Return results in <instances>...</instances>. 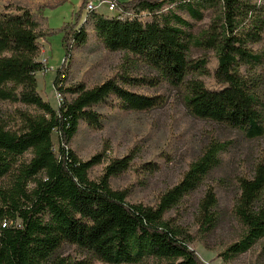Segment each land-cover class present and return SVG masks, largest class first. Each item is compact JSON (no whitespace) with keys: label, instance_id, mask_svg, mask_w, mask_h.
<instances>
[{"label":"trees","instance_id":"16d2710c","mask_svg":"<svg viewBox=\"0 0 264 264\" xmlns=\"http://www.w3.org/2000/svg\"><path fill=\"white\" fill-rule=\"evenodd\" d=\"M116 1L124 14L90 10L77 30L88 0L82 2L76 22L63 29L66 57L75 45L86 43L85 25L92 20L107 49L136 56L157 71L156 83L183 88L192 117L235 129L248 140L264 139V77L250 73L262 62L251 44L264 36V0ZM212 7L220 9V23L201 35L178 12L202 21ZM43 11L19 4L0 11V101L28 108L15 110V126L0 116V183L6 181V186L0 185V264H204L164 217L223 167L229 142L212 138L156 205L130 203L126 191L111 186V178L131 166V155L111 161L102 177L92 179L90 171L101 156L83 161L70 144L83 122L102 124L96 107L115 98L124 109L145 111L161 101L129 89L126 85H142L143 80L126 75L92 88L83 83L65 88L61 66L54 87L74 97L55 109L40 95L36 76L49 68L38 59L40 39L52 33ZM193 46L217 52L219 88H209L200 79L207 61H192ZM235 180L232 209L245 231L223 253L226 258L264 238V155L251 175H237ZM216 181L229 187L233 180L223 176ZM200 205L206 225L217 227L223 215L216 187L206 189ZM67 247H74L79 256L67 253Z\"/></svg>","mask_w":264,"mask_h":264},{"label":"rangeland","instance_id":"374dc122","mask_svg":"<svg viewBox=\"0 0 264 264\" xmlns=\"http://www.w3.org/2000/svg\"><path fill=\"white\" fill-rule=\"evenodd\" d=\"M83 1L0 0V11H4L10 4L24 5L35 12L40 7L44 9L46 27L52 33L40 39L38 59L49 66L47 70L36 74L38 91L42 98L58 109L65 98L71 100L74 97L71 94L62 95L54 87L57 70L62 66L63 75H66L65 88L81 83L92 88L109 78L126 75L143 80L142 85H126L129 89L148 96H157L161 104L149 110L135 111L122 108L117 99L110 98L96 107L101 114L102 124L93 127L83 122L70 148L83 161L96 155L101 156L102 161L90 171V177L95 180L103 176L111 161L131 155V166L113 176L111 186L126 191L127 201L130 203L156 205L166 190L180 182L190 164L201 155L212 138L228 141L230 151L224 156L223 167L203 187L169 210L164 220L181 232V236L189 241L190 248L204 264H264V238L250 250L235 257L226 258L223 255L245 231L232 209L236 195V176L253 173L256 162L264 155V139L248 140L235 129L192 117L183 100V88L168 83H156L157 71L137 61L136 56L128 57L123 52L107 49L94 30L92 20H88L85 25L88 33L86 43L75 45L71 55L66 57L63 29L67 24L76 22V15ZM95 3L98 7L94 12L108 16L119 15V12L108 9L106 0ZM260 6L264 9V2ZM168 8L167 6L165 10ZM178 12L193 23V31L197 35L220 23L218 7L205 10L202 21L193 19L185 11ZM88 13V10H82L77 30L83 25ZM246 23L249 27L250 21L247 20ZM251 45L254 53L262 55V62L254 71L250 70V73L264 77V36L260 42ZM190 58L193 62L201 59L207 61L206 72L199 77L207 87L219 88L216 78L219 64L217 52L214 49L193 46ZM242 70L245 72L247 69L243 66ZM18 108L28 109L21 104L0 101V116L11 126H15L18 123L15 110ZM53 138L57 151L59 144L56 133ZM223 176L233 180L231 186L224 187L217 183L216 179ZM0 185L6 186V181ZM209 186L216 187L218 191V208L223 215L215 228L206 225L200 205ZM66 250L67 253L79 256L74 247H67Z\"/></svg>","mask_w":264,"mask_h":264},{"label":"built area","instance_id":"2783aa9c","mask_svg":"<svg viewBox=\"0 0 264 264\" xmlns=\"http://www.w3.org/2000/svg\"><path fill=\"white\" fill-rule=\"evenodd\" d=\"M95 1L98 0H88L87 7L85 10H94L98 7V5L95 3ZM108 2V9L111 12H119V14H124L123 11L119 8H116V0H106ZM96 4V5H95Z\"/></svg>","mask_w":264,"mask_h":264},{"label":"bare ground","instance_id":"6f19581e","mask_svg":"<svg viewBox=\"0 0 264 264\" xmlns=\"http://www.w3.org/2000/svg\"><path fill=\"white\" fill-rule=\"evenodd\" d=\"M116 8H117V5H116ZM88 11H90V10H88Z\"/></svg>","mask_w":264,"mask_h":264}]
</instances>
